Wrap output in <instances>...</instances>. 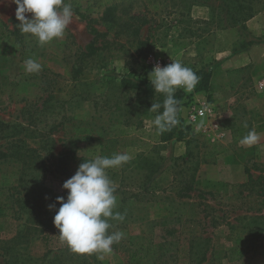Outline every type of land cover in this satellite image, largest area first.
<instances>
[{
    "label": "rangeland",
    "instance_id": "rangeland-1",
    "mask_svg": "<svg viewBox=\"0 0 264 264\" xmlns=\"http://www.w3.org/2000/svg\"><path fill=\"white\" fill-rule=\"evenodd\" d=\"M191 2L65 0L72 23L63 37L41 45L20 32L16 4L0 0V35L11 32V42L0 41V246L20 228H32L25 222L29 212L38 213L36 222L45 219L80 158L127 153V163L106 170L116 188L113 211L125 217L109 219V233L159 243L153 264H197L203 256L217 264L239 253L248 254V264L264 263V0H252L256 14L246 26L259 41L245 50H239L244 35L205 26L209 9ZM107 6H113V24L101 20ZM89 44L102 49L84 57ZM155 57L211 70L208 92L177 90L185 95L179 116L190 126L183 141L160 142L156 112L136 108L119 89L125 75L149 77ZM28 58L41 71L25 73ZM191 105L206 107L207 115L189 123ZM252 129L258 142L241 145ZM15 152L33 163L23 174ZM167 227L175 235L163 243ZM50 236L48 246L33 237L22 252L35 257L63 247ZM111 247V253L85 255L97 264H125L119 244ZM7 257L0 250V264Z\"/></svg>",
    "mask_w": 264,
    "mask_h": 264
},
{
    "label": "clouds",
    "instance_id": "clouds-1",
    "mask_svg": "<svg viewBox=\"0 0 264 264\" xmlns=\"http://www.w3.org/2000/svg\"><path fill=\"white\" fill-rule=\"evenodd\" d=\"M16 4L15 15L19 21L20 32L31 34L43 45L53 39L63 37L72 23L74 12L71 3L65 0H12ZM31 13V18L25 14ZM25 73H38L42 65L32 58L23 63ZM150 83L155 93H161L165 99L162 104L153 103L150 108L156 112L153 124L159 134L171 130L178 123L179 101L175 97L177 90L191 92L199 82V77L178 59L161 67L155 65L149 73ZM163 109L160 112V109ZM244 127L248 125L245 122ZM259 140L254 129L241 138V145L252 146ZM127 153L111 156L96 155L83 160L74 175L62 185L67 190L66 198L56 197V203L49 209H56L53 223L59 230V237L70 249L77 253H111L112 245L119 243L124 233H109V219L123 221L124 215L114 212L116 207V188L107 174V169L118 167L129 161Z\"/></svg>",
    "mask_w": 264,
    "mask_h": 264
},
{
    "label": "trees",
    "instance_id": "trees-1",
    "mask_svg": "<svg viewBox=\"0 0 264 264\" xmlns=\"http://www.w3.org/2000/svg\"><path fill=\"white\" fill-rule=\"evenodd\" d=\"M193 5H200L209 9V19L201 20V23H204L205 26L213 25L216 29L233 28L238 31V34L241 33L242 35H244L243 40H241V42L239 43V50H245L255 44H258L259 40H257L256 36L248 32L246 26V22L249 19L253 18L256 14V9H254V7L252 6V0H192L191 6ZM101 20L103 22H108L111 24L115 23L116 18L114 15L113 6H107L104 9L101 14ZM191 21H193V23H196V20ZM0 26L5 27V24L0 23ZM204 30H201V33H203ZM93 31L95 35H98V32L95 29H93ZM0 41L11 42V32H3V34L1 33ZM146 45V41L142 43L143 47ZM101 49L102 48L99 46H93L89 44L86 48V52H84L82 56H94ZM193 71L199 77V82L195 86L196 92H208L211 87V70L198 69ZM147 72H151V70L148 69ZM119 89L125 90V98H129V96L133 98V104L136 108H146L147 106L152 107L153 103L162 104L165 99L163 94L155 93L154 88L150 83L149 77L142 78L141 76L132 77L125 75L119 80ZM184 96L185 95L183 92L176 91L175 97L179 101V105L181 104ZM159 111L162 112L163 109L161 108ZM189 130L190 126L184 124L182 118L178 113V123L169 131H166L162 134L158 133V140L160 142H169L172 140L183 141L186 138V134L189 132ZM1 155L7 156L8 154L2 152ZM11 157H14L15 160L22 163L21 174H23V170L32 168L33 163L29 164V161H24L23 157H21L20 154H16L15 152L11 154ZM82 160L86 159L80 158V161ZM132 163L138 164V160L134 159ZM26 164H29V166H26ZM61 169L62 167L60 165H57L56 170L61 171ZM12 188L14 189L15 194H19L17 186H14ZM62 196L66 198V189L64 190ZM136 196L137 195L132 194V197ZM16 201L20 202L21 197H17ZM122 202H125V199H123ZM24 205L25 207L28 206L29 201L26 200L24 202ZM20 209H22V207ZM55 212L56 209H51V211L49 212H44L45 219H41L37 222L35 221V219L37 218L38 213L33 211L29 212V215H27V217L25 218V222L32 228H20L19 231H16L14 235L11 236L10 240H2V243H4V245L0 246V250L8 256L5 259L4 264H97L95 260H91L88 256L85 255V253L81 254L72 251L70 247L64 242H62V248L55 251L47 249L46 253L42 254V256L34 257L22 252L24 251V248L22 247L28 245L33 237L40 238L46 246H48L47 244L51 240L50 235L56 237L57 239H60L59 230L53 223ZM44 225L47 228H40ZM45 229H48L51 232H46ZM122 232H124L126 240L122 239L118 244L119 249L123 253L125 264H153V261H150V259L152 256H155L159 243L153 244V240L151 238L147 239L144 237H131L127 234L126 231ZM174 235V230L169 229L168 227L164 228V234L162 238H164L165 242L163 243H170V241L166 238ZM9 241H11V246L7 244ZM240 254L241 253L238 254L239 256H237V258L240 257ZM210 263L211 261L207 259L206 256H203L202 258H200L197 264Z\"/></svg>",
    "mask_w": 264,
    "mask_h": 264
},
{
    "label": "built area",
    "instance_id": "built-area-1",
    "mask_svg": "<svg viewBox=\"0 0 264 264\" xmlns=\"http://www.w3.org/2000/svg\"><path fill=\"white\" fill-rule=\"evenodd\" d=\"M153 61H151V67L153 69V67L157 64H159L161 67L166 66L164 63V60H162L161 58H153ZM206 107L203 106H197V105H191L189 107V111H188V115H187V119L189 121V123H195L197 122L199 119L205 117L207 115V111H206Z\"/></svg>",
    "mask_w": 264,
    "mask_h": 264
},
{
    "label": "crops",
    "instance_id": "crops-1",
    "mask_svg": "<svg viewBox=\"0 0 264 264\" xmlns=\"http://www.w3.org/2000/svg\"><path fill=\"white\" fill-rule=\"evenodd\" d=\"M256 48L252 47L250 50H248V54H249V57L252 58L253 56V53H255ZM150 52H147V54H149ZM182 106L179 105V109L181 108ZM227 133V132H226ZM225 133V134H226ZM249 261V257H248V254L247 255H242L241 257L239 258H236V259H232V260H229V259H223V260H220L219 263L217 264H245L246 262ZM248 264V263H246ZM264 264V263H263Z\"/></svg>",
    "mask_w": 264,
    "mask_h": 264
}]
</instances>
